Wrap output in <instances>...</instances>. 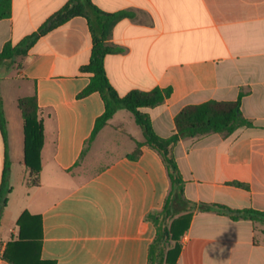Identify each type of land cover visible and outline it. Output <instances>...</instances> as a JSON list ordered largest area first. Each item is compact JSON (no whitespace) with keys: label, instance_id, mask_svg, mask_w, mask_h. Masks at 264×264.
Instances as JSON below:
<instances>
[{"label":"crops","instance_id":"1","mask_svg":"<svg viewBox=\"0 0 264 264\" xmlns=\"http://www.w3.org/2000/svg\"><path fill=\"white\" fill-rule=\"evenodd\" d=\"M69 1L12 0L11 16L0 19V52L37 32ZM91 1L104 12L127 14L107 41L121 49L105 59L118 93L171 90L162 105L142 110L159 136L176 132L175 118L186 106L243 94L241 111L251 127L186 138L173 148L185 181L175 211H192L174 264H264V221L198 209L220 204L264 212V0ZM92 49L88 20L75 17L41 37L0 79L8 130L6 146L0 129V192L6 152L11 161L0 264H12L7 251L35 264H149L157 227L147 217L162 211L171 178L149 146L130 157L145 138L127 110L89 143L105 112L100 93L79 97L91 81L82 68ZM34 94L45 136L38 185L25 162L18 107ZM25 214L30 218L21 226Z\"/></svg>","mask_w":264,"mask_h":264},{"label":"trees","instance_id":"2","mask_svg":"<svg viewBox=\"0 0 264 264\" xmlns=\"http://www.w3.org/2000/svg\"><path fill=\"white\" fill-rule=\"evenodd\" d=\"M11 14L12 0H0V19L8 18ZM79 16L85 17L88 20L93 37L90 63L82 68L83 72L91 74V81L80 93L79 97L83 98L98 92L105 103V112L97 119L89 143L96 138L98 133L119 110H127L134 115L136 123L143 131L145 141L137 143V149L130 157L133 159L137 158L141 154V148L144 145L156 150L162 156L167 166L172 185L162 211L151 213L147 217L157 227V236L151 245L149 264H174L181 253V237L190 227L192 211L186 213L175 211L177 200L183 197L185 181L173 154V148L186 138L201 137L210 133H221L229 136L241 127H251L252 123L243 117L241 111L243 94H241L238 101H208L199 105L186 106L175 118L176 132L169 138L159 136L153 128L150 115L142 110L162 105L170 97L171 90L159 88L148 92L134 90L125 96H121L118 93L108 78L105 59L109 54L121 52V49L109 46L107 41L111 38L114 27L127 14L104 12L94 5L91 0H70L65 7L55 13L37 32L26 37L18 44L8 42L0 52V79L13 68L18 58L28 55L31 48L41 37L51 33L72 18ZM18 107L24 119L25 162L30 170L31 183L38 185L42 170L41 153L45 136L43 121L39 113L40 107L37 94L20 98ZM0 129L7 146V119L3 109L1 94ZM10 170L11 161L6 152L3 185L0 192V224L3 210L7 205V195L11 190L9 187ZM232 184L239 187H247L240 182ZM198 209L200 211L227 214L234 220L249 219L252 221H264V212L250 209L233 210L220 204H201ZM28 218H30L28 214L23 216L20 221L21 226L26 224ZM4 259L12 264H35L33 260L16 259L10 256L8 251L4 254Z\"/></svg>","mask_w":264,"mask_h":264},{"label":"rangeland","instance_id":"3","mask_svg":"<svg viewBox=\"0 0 264 264\" xmlns=\"http://www.w3.org/2000/svg\"><path fill=\"white\" fill-rule=\"evenodd\" d=\"M134 123H135L136 127H139L138 124H137L136 122H134Z\"/></svg>","mask_w":264,"mask_h":264}]
</instances>
